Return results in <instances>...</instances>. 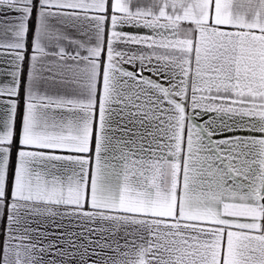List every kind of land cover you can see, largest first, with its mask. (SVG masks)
Listing matches in <instances>:
<instances>
[{"label":"snow or ice","instance_id":"1","mask_svg":"<svg viewBox=\"0 0 264 264\" xmlns=\"http://www.w3.org/2000/svg\"><path fill=\"white\" fill-rule=\"evenodd\" d=\"M0 264H264V0H0Z\"/></svg>","mask_w":264,"mask_h":264}]
</instances>
